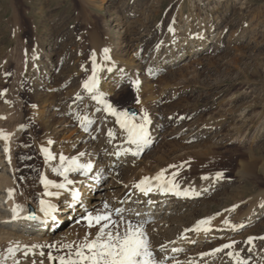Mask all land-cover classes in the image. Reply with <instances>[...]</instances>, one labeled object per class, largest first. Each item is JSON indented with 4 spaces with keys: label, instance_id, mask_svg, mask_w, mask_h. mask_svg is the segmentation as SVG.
Here are the masks:
<instances>
[{
    "label": "rangeland",
    "instance_id": "1",
    "mask_svg": "<svg viewBox=\"0 0 264 264\" xmlns=\"http://www.w3.org/2000/svg\"><path fill=\"white\" fill-rule=\"evenodd\" d=\"M177 10L212 33L210 41L192 58L157 66L161 58L150 62L144 52L164 33ZM113 19L121 26L112 29ZM114 30L122 32L123 39L143 32L149 38L139 53L144 61L134 79L104 97L117 110L135 113L138 121L145 113L150 120L147 128L154 138L134 174L141 180L167 170L176 174L177 184H192L204 194L183 212L126 221L143 225L158 264L165 249L151 234L161 235L162 242L172 236L173 227L157 223L167 217L177 230L212 216L223 226L219 235L193 241L176 254V262L226 261L232 248L217 255L213 250L235 241L232 247L241 249L245 264H264V239H259L264 237V0H0V130L9 136L11 157L10 164L6 160L0 166V174L10 180L15 200L27 204L38 199L44 166L36 144L46 137H62L59 124L70 111L69 101L62 100L72 97L86 80L95 37L114 55ZM118 43L119 51L127 50ZM134 80L140 82L138 89L131 85ZM43 108L45 114L38 117ZM103 129H96L98 137ZM4 145L0 140L1 156ZM94 154L87 161L97 160L104 180L86 198L88 204L94 203L89 213L108 212L119 221L112 199L120 184L135 177L124 172L125 167L110 168L106 162L102 166L106 153L96 158ZM217 173L222 177L217 179ZM105 181L115 185L104 188ZM79 225L74 241L64 234L67 225L54 229L47 242L18 243L0 237V264H55L48 260L49 252L66 255L70 249L62 245L80 243L85 235L94 238L98 230L85 220ZM249 237L256 238L252 244L247 243Z\"/></svg>",
    "mask_w": 264,
    "mask_h": 264
},
{
    "label": "bare ground",
    "instance_id": "2",
    "mask_svg": "<svg viewBox=\"0 0 264 264\" xmlns=\"http://www.w3.org/2000/svg\"><path fill=\"white\" fill-rule=\"evenodd\" d=\"M191 17L192 16L189 15L188 17L183 18L180 10L175 12L173 19L167 23L164 33L159 35L154 43L146 48L144 53L149 54L150 62L152 59L156 60L161 58L157 63V66H161L162 64L175 65L186 57L192 58L194 55L206 48V44L210 41L209 36L212 33L208 34L206 32V28L197 24L196 21H192ZM111 22L112 29L113 26H121L118 24L116 19L111 20ZM114 33L117 35V46H115L117 50L114 55H111L110 51L108 52L110 57L109 60L105 61L102 59V50L105 48L108 49V47L98 36L97 39L96 37L93 39L94 41L89 52L90 64L86 80L92 75L93 62L91 57L93 53H95L96 61L101 65L98 72L100 80L99 90L104 92L105 96L114 95L115 91L124 85L128 79H134V75L139 71V68L142 67V62L144 61L143 58L139 56V53L144 49L146 42L149 39L148 34L144 32L133 39H123L121 37L122 32H118L117 30H114ZM118 41H121V43H123L122 46L127 49L123 51L124 53L127 52L126 55H123L121 50L119 51ZM162 48H164V51H162ZM109 68H111V71H108ZM49 97L50 96L48 95V98ZM62 101H69L68 103H70V108H67V111L70 110L69 117L61 119L62 121L59 124L63 140H61L62 137H46L36 144L38 152L41 155V163L44 166V170L41 175L45 178L57 183L63 182V179L53 171V166L58 165V157L61 154L68 158L78 157L81 163H90L87 161L88 155L97 152V154H94V158H96V155L100 157L102 155L104 156V153H106V157H104L106 160L104 159L105 161L103 163L101 162L102 166H104V163L106 162L110 168L125 167L126 169L124 172L129 173L131 178L135 177L128 183L120 184L121 189L119 194L115 199H112L111 202L113 210L116 211V209H120L125 220H150L154 216H162V214H166L167 212L169 215H171L172 212H183L186 208L194 206V204L201 197H203L204 194L201 190L193 188L192 184L178 183L179 190L181 192L185 189L189 190L190 194L187 196L177 195L174 191H161L158 187H156V181H152L154 188L147 194H144L136 189L134 185L140 181V176L137 175V173L134 174V172L138 169V163L141 162L139 159L147 149L150 142H152L154 132L148 131L149 142L145 144L137 154H134L137 150L135 146L129 145L126 142V135L120 128L119 124L116 123V118L104 110L103 104H100L96 100L92 99L91 95L83 89L82 85L75 92V94L72 95V97L66 96ZM78 101H81L79 108L76 107V103H78ZM142 102L144 103L145 101ZM45 112V108L40 111L38 110V117L45 114ZM85 116L92 121L91 124L87 125V130H85V127L80 122V118ZM111 122L112 124L109 125ZM103 128H105V130ZM96 129H103L99 137L96 135ZM109 131H111L114 135L110 137L108 135ZM65 140L69 142V145L63 144ZM49 141H52V143L49 144ZM80 144L83 145L79 148L76 147ZM6 146L7 145L5 144L2 149L4 155L1 156L0 153V166H2L5 162H8L6 161L8 159L6 158L4 151ZM41 148H47L57 157V159L46 164ZM124 149L131 150L125 152L123 151ZM80 153H83L84 155L80 156ZM117 153L119 154L117 155ZM91 164L93 166L91 172L84 174L78 171L70 172L68 174V178L73 181V184L70 186L69 191L61 190V195L58 198L43 197L44 186L40 182L41 177H39L38 183L40 187L37 194L38 199L27 204L18 203L15 200L14 195L11 199L8 197L7 190L12 189V187L10 180L5 176L4 172H2L0 174V192L3 194V196L0 197V237L11 238L18 243L24 242L34 244L38 243L39 240H46L47 242L52 239L51 236L53 231L63 225H67L68 227L64 229V234L67 239L72 238V241H74L78 238L79 235L77 232L80 228L79 223L80 221L83 222V217L89 214L91 208L90 206L94 204H88V200H86V198L91 196V191L96 188L97 183L104 180L103 173L101 172L102 168L98 167L97 160L95 159ZM121 173L122 171H115L114 174L119 175ZM164 173L166 178H173V174L169 173L167 170H164ZM74 175L76 176L73 177ZM156 175L157 172L150 175L149 178L155 177ZM175 179L176 178L174 177V182L176 183ZM101 183L104 188H111L115 185L112 181H105ZM72 189L79 194V199L77 201L72 200ZM52 190L54 191V189ZM193 193H198V195ZM41 198L48 199L57 206V211L53 213L55 219L45 218L43 213L40 212L39 200ZM1 205H4L5 207H1ZM14 205L19 206V209H22V211L19 212V218L16 220L12 219L11 209ZM29 214L37 216L38 219L29 220L23 218ZM209 218H214V221L211 220L210 225H208L210 230L207 232H196L192 230L197 225L198 220H192L189 224H186L177 230H174V224H170V221H167V217H164L159 224L157 223V225H161L163 227H173V229H171L173 230L172 236L169 239L162 240V242H160L162 239L161 235L158 236L154 233L151 234L153 238L158 239L157 245L162 244V247L165 249L160 261L162 260L163 264H208V261L212 262V260H209L210 258L208 261L200 263L194 262L193 259L186 262L184 259L180 262L175 261L177 260L175 257L176 254H178V252H183L193 241L198 239L202 240L208 236L211 238L219 235L221 227L223 226L219 224L220 222L216 224L217 221L213 216L208 218L206 217L205 219ZM218 218L220 217L218 216ZM212 224L213 226H211ZM231 227L232 228H229L230 231L235 228V226ZM171 248L176 249L177 251H171ZM230 250V252L233 253V256L229 257L226 261L214 262L213 264H240L241 261H243V264L246 263V259L241 258L242 255L239 256V251L241 250L239 247L234 246V249L232 247ZM213 254L217 255V252ZM215 258L216 257L213 259Z\"/></svg>",
    "mask_w": 264,
    "mask_h": 264
},
{
    "label": "snow or ice",
    "instance_id": "3",
    "mask_svg": "<svg viewBox=\"0 0 264 264\" xmlns=\"http://www.w3.org/2000/svg\"><path fill=\"white\" fill-rule=\"evenodd\" d=\"M109 49L105 48L102 50V59L107 61L110 59L108 55ZM93 70L92 75L88 77L82 84L83 89L89 93L92 99L96 100L98 103L104 105V110L110 113L116 118V123L119 124L120 128L126 135V142L129 145L135 146L137 154L139 150L149 142L148 128L147 125L150 123V120L147 114H143L139 121L136 118L135 113H130L127 110L120 111L117 110L111 103H109L104 97L105 93L99 90V77L98 72L101 68V65L96 61V55L93 53L92 57ZM111 71V68L108 69ZM139 80H134L131 82L133 89H138ZM2 94V93H0ZM139 103V100H137ZM81 124L87 130V125L91 124L86 116L80 118ZM108 135L111 137L114 134L109 131ZM9 136L0 130V140H4L7 145ZM52 141H49L51 144ZM131 149H124L123 151L127 152ZM6 158L11 163V157L8 156L9 148L6 146L5 149ZM41 152L44 155L45 163L48 164L51 161L57 159L52 152L47 148H41ZM119 153H117L118 155ZM83 153H80V156H83ZM58 165L53 166V171L60 177H63V182L57 183L52 180L45 178L41 175L40 182L44 186L43 197H60L61 190L69 191L70 186L73 184V181L68 178L70 172H82L84 174L92 171L91 163H81L78 157L68 158L64 155L58 157ZM175 167V166H171ZM175 173L173 178L169 179L165 177L164 170L158 173L155 177H144L138 183L134 185L136 189L147 194L153 190L152 181H156V187L161 191H174L177 195H189V190L185 189L182 192L179 190V185L174 182ZM222 177V173H217L216 178L219 179ZM207 179L208 177H203ZM54 189V191L52 190ZM72 200L77 201L79 199V194L72 189ZM8 197L11 199L13 196V190H7ZM198 195V193H193ZM71 206V205H69ZM104 208L107 209L108 205L105 204ZM39 210L43 213L45 218L55 219L53 213L57 211V206L53 204L50 200L41 198L39 200ZM12 219L16 220L19 218V212L22 209H19V206L14 205L11 209ZM117 214H121L120 209H116ZM24 219L36 220L37 216L29 214ZM83 219L87 221L88 227L92 228L98 226V230L95 233L94 238H89L88 235H85V238L82 242L76 244H66L62 245L63 248L70 249L66 255L53 256L51 252L47 254V258L50 262H55V264H158L154 259L153 252L150 250L148 238L144 233L142 224H133L131 221H126L122 214L119 221H113L111 214L108 212L98 213L93 215L89 213L84 216ZM211 218L204 219L197 222V225L192 229L196 232H207L210 230L208 225H210ZM79 223V221H78ZM225 223H228L225 221ZM123 227V230L121 228ZM256 238L249 237L247 243L252 244L253 240ZM259 239H264V237H259ZM235 241L224 244L222 248L214 249L215 252H220L223 249L232 248ZM33 248L37 247L35 245ZM51 247H56L51 245ZM13 249H9V252H13ZM173 251H177L173 249ZM27 255V252L25 253ZM44 255V253H41ZM228 256H233L232 252L227 253ZM238 255V254H237ZM159 264H163V261H159ZM243 264V261L240 262Z\"/></svg>",
    "mask_w": 264,
    "mask_h": 264
}]
</instances>
